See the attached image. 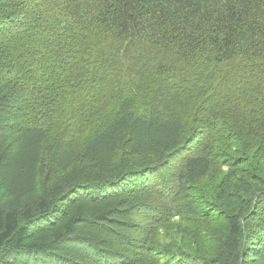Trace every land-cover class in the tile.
Returning a JSON list of instances; mask_svg holds the SVG:
<instances>
[{
  "label": "trees",
  "instance_id": "trees-1",
  "mask_svg": "<svg viewBox=\"0 0 264 264\" xmlns=\"http://www.w3.org/2000/svg\"><path fill=\"white\" fill-rule=\"evenodd\" d=\"M0 264H264V0H0Z\"/></svg>",
  "mask_w": 264,
  "mask_h": 264
},
{
  "label": "rangeland",
  "instance_id": "rangeland-1",
  "mask_svg": "<svg viewBox=\"0 0 264 264\" xmlns=\"http://www.w3.org/2000/svg\"><path fill=\"white\" fill-rule=\"evenodd\" d=\"M22 179V178H21Z\"/></svg>",
  "mask_w": 264,
  "mask_h": 264
}]
</instances>
